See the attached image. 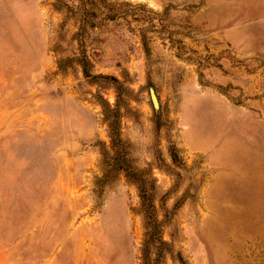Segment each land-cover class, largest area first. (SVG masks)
Returning <instances> with one entry per match:
<instances>
[{"label": "rangeland", "instance_id": "1", "mask_svg": "<svg viewBox=\"0 0 264 264\" xmlns=\"http://www.w3.org/2000/svg\"><path fill=\"white\" fill-rule=\"evenodd\" d=\"M146 247L264 264V0H0V264Z\"/></svg>", "mask_w": 264, "mask_h": 264}, {"label": "trees", "instance_id": "2", "mask_svg": "<svg viewBox=\"0 0 264 264\" xmlns=\"http://www.w3.org/2000/svg\"><path fill=\"white\" fill-rule=\"evenodd\" d=\"M83 66V71H84V75L86 77L90 76L89 72L87 71V67H86V62L82 61ZM96 77V76H93ZM102 77V76H100ZM112 79L115 83H117V80L115 78H110ZM108 116L106 115V120L108 121V127H109V137H110V143H111V149L114 152V155L118 157L120 163L118 164V162H115V166L113 167V169L115 170H122L126 173L127 176L129 177H135L136 179H138L139 183H140V187H141V197H142V205L143 207L146 209L147 213H148V218L152 221L155 219V214H154V207L152 205V199L149 195V191H148V187L145 186V180L142 178V174L139 172H134L133 170H131V168L129 166H127V159L125 157V149L123 147V142L121 140V135H120V127L118 124V120L117 118H114L113 121H110L108 118ZM147 247L146 250L143 253V264H147L149 263V261H151V256L149 253V249L147 251ZM158 260V258H154L152 261L153 263H156Z\"/></svg>", "mask_w": 264, "mask_h": 264}, {"label": "water", "instance_id": "3", "mask_svg": "<svg viewBox=\"0 0 264 264\" xmlns=\"http://www.w3.org/2000/svg\"><path fill=\"white\" fill-rule=\"evenodd\" d=\"M151 97H152L154 106L157 107V100H156V97H155L154 92L152 90H151Z\"/></svg>", "mask_w": 264, "mask_h": 264}, {"label": "bare ground", "instance_id": "4", "mask_svg": "<svg viewBox=\"0 0 264 264\" xmlns=\"http://www.w3.org/2000/svg\"><path fill=\"white\" fill-rule=\"evenodd\" d=\"M200 114V113H199Z\"/></svg>", "mask_w": 264, "mask_h": 264}]
</instances>
